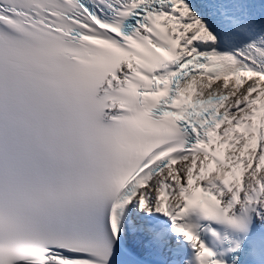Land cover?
<instances>
[{
	"label": "snow or ice",
	"instance_id": "1",
	"mask_svg": "<svg viewBox=\"0 0 264 264\" xmlns=\"http://www.w3.org/2000/svg\"><path fill=\"white\" fill-rule=\"evenodd\" d=\"M0 264H264V0H0Z\"/></svg>",
	"mask_w": 264,
	"mask_h": 264
}]
</instances>
